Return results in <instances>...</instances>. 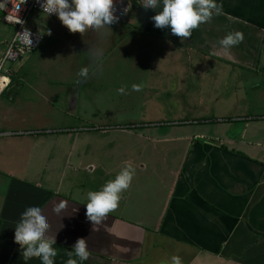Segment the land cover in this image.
<instances>
[{
    "label": "crops",
    "instance_id": "1",
    "mask_svg": "<svg viewBox=\"0 0 264 264\" xmlns=\"http://www.w3.org/2000/svg\"><path fill=\"white\" fill-rule=\"evenodd\" d=\"M217 2L223 14L199 24L187 38L172 35L167 26H153L150 18L159 7L148 10L134 6L124 23L129 26L126 36L134 42L131 50L139 49L149 57H167L165 69H155L158 75L154 71L145 75L147 88H152L153 82L164 87L175 73L184 71L186 74L175 78L184 83L192 77L191 87L198 96H192L193 117L172 119L178 122H169L166 128L141 130L147 138L157 135V140L165 143L152 148L160 149L158 158L166 166L169 157L165 154L178 153L160 213L138 215L145 203L134 196L118 203L98 223L90 222L85 216V191L80 198L68 188L69 181L64 185L52 183L49 175L43 181L35 177L32 157L46 152L39 140L3 132L0 264H25L19 245L13 241V232L24 209L36 205L48 214L47 235L55 237L52 247L57 252L54 264H65L67 253L82 237L87 239L89 251L83 264H171L174 255L181 264H264V112L260 111L264 103L260 102V91L250 95L257 86L250 87L248 81L250 73L264 75V0ZM121 30L122 26L114 23L98 29L86 28L84 49L89 47L87 52L92 57L106 55L115 42L111 32L121 34ZM233 31L241 32L243 39L225 50L218 41ZM72 33H76L71 35L73 40L82 35ZM79 42L75 44L83 45ZM236 85L240 90L228 101ZM143 87L146 86L137 84L138 89ZM15 144V151H10ZM26 150L29 151L25 154ZM79 158L80 155L77 162ZM73 166L75 174L84 170L78 163ZM94 170L96 166L91 165L90 173ZM60 201L65 202V208L53 212ZM148 216H157L155 223L134 218ZM26 264L41 262L33 256Z\"/></svg>",
    "mask_w": 264,
    "mask_h": 264
},
{
    "label": "rangeland",
    "instance_id": "2",
    "mask_svg": "<svg viewBox=\"0 0 264 264\" xmlns=\"http://www.w3.org/2000/svg\"><path fill=\"white\" fill-rule=\"evenodd\" d=\"M134 6L139 5L132 2L131 11ZM124 23L118 20L114 23L122 26V32H111L115 42L110 52L92 57L87 52L90 48L84 49V32L78 34L80 39L73 40L71 35L76 33L68 32L57 17L31 12L27 24L41 32L44 40L32 53L5 62L4 67L10 71V84L0 95V114L5 115L0 116V133L12 131L5 135L35 136L42 144L41 149H46L32 157L35 177L43 181L49 175L52 183L64 185L69 181L68 188L73 189L74 195L82 198L81 193L85 191L86 201L89 191L99 190L126 163L131 165L134 174L118 203L135 196L145 203L138 215L158 214L172 181L171 170L175 168L172 166L177 164L173 159L178 160V153L165 154L169 157V166H166L158 158L160 149L152 148L165 143L161 144L157 135L147 138L141 130L166 128L169 122H178L172 119L193 117L192 96H198H195L196 89L191 87L192 77L188 82L177 81L186 74L184 71L175 73L164 87L153 82V87L147 88L145 75L153 71L158 75L155 69L162 67L164 70L167 57L159 54L149 57L139 49L131 50L134 42L126 36L129 26ZM15 29V25L2 20L0 12V58ZM76 41L83 45L75 44ZM81 68L88 70L85 77L79 76ZM248 81L250 87L257 86L250 95L260 91L263 94L260 102L264 103V75L250 73ZM137 84L146 87L133 90L132 85ZM179 85L182 87L174 88ZM121 86L124 91L117 92ZM236 86L228 101L240 90L239 85ZM260 111L264 112V105ZM138 125L144 128H137ZM181 126L191 127L190 124ZM17 144L20 152L22 146L20 142ZM15 149L16 144L9 150L14 152ZM78 155L79 162L76 161ZM77 163L84 170L75 174L73 165ZM91 165L96 166L92 173ZM165 180L169 182L161 184ZM134 218L155 223L157 216Z\"/></svg>",
    "mask_w": 264,
    "mask_h": 264
},
{
    "label": "clouds",
    "instance_id": "3",
    "mask_svg": "<svg viewBox=\"0 0 264 264\" xmlns=\"http://www.w3.org/2000/svg\"><path fill=\"white\" fill-rule=\"evenodd\" d=\"M39 6L47 15L54 13L69 32L83 33L88 27H108L118 19L114 14V0H42ZM141 7L154 10L159 7L160 10L150 18L154 22L153 26H167L170 33L179 38L189 37L199 24L209 21L213 15L223 14L217 0H146ZM242 39L241 32L233 31L227 33L218 43L227 50ZM87 71V68H81L79 76L85 77ZM132 88L136 90L137 85H132ZM123 91V86L117 89V92ZM133 174L132 166L126 163L99 190L89 191L87 203L84 205L87 220L98 223L106 218L107 213L116 209L121 199L120 194L128 188ZM64 208L65 202L60 201L52 211L59 213ZM49 227L48 214L39 205L28 206L20 214L14 227L13 241L19 245L20 256L25 264L33 256L39 257L41 264H54L57 252L52 245L55 244V237L47 235ZM71 249L67 253L65 264H83L87 260L89 251L86 238H78ZM171 264H181L180 258L172 256Z\"/></svg>",
    "mask_w": 264,
    "mask_h": 264
},
{
    "label": "built area",
    "instance_id": "4",
    "mask_svg": "<svg viewBox=\"0 0 264 264\" xmlns=\"http://www.w3.org/2000/svg\"><path fill=\"white\" fill-rule=\"evenodd\" d=\"M42 0H0V12L2 20L16 26L12 38L6 46L3 56L0 58V95L10 84V71L6 69L7 60L15 61L22 54L32 53L43 42L44 36L35 27L27 24V18L31 12H42L39 3ZM139 6L146 0H114L115 15L118 21L125 22L131 11V3ZM148 10H151L149 8ZM48 16L57 17L54 13Z\"/></svg>",
    "mask_w": 264,
    "mask_h": 264
}]
</instances>
